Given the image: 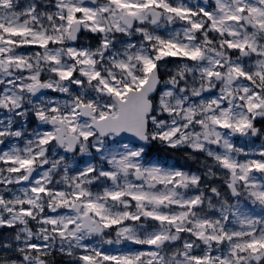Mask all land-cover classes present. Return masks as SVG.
I'll use <instances>...</instances> for the list:
<instances>
[{
	"label": "clouds",
	"instance_id": "9594fccd",
	"mask_svg": "<svg viewBox=\"0 0 264 264\" xmlns=\"http://www.w3.org/2000/svg\"><path fill=\"white\" fill-rule=\"evenodd\" d=\"M65 2L69 0H40L34 12H26L36 6V0H0V227L10 229L0 240V264H82L78 254L85 242L92 252L98 247L124 244L130 237L119 232L122 224L98 231L74 224L58 232L54 228L63 225L53 226L42 219L51 213L57 219L76 220L85 213L83 201L87 199L100 201L103 211L112 215L142 212V208L170 215L184 211L189 215L177 224L189 228L198 218L215 221L236 200L248 201L256 212L264 209L262 203L252 204L250 187L234 183V173L240 174L241 169H229L220 159L239 166L253 158H264L259 151L264 147V79L258 75L255 59L247 66L238 64L251 72L250 82L239 74L223 78L229 73L231 61H242L243 57L223 46L221 35H196L193 31L191 43L200 46L202 55L191 61L169 60L150 46L154 40H145L144 32L137 31L138 27L172 30L163 18L158 25L150 24V17L144 21L133 18L128 23L121 19L123 13L115 9L112 0H87L86 6L97 10V20L104 25V31L89 35V21L65 29L66 20L59 19L58 14L66 16L67 9L57 7ZM71 2L80 4L84 0ZM9 25L30 31H5ZM36 32L48 35L49 41L28 47L26 42L38 39ZM81 50L85 55H80ZM137 52L156 61L149 80L155 82L144 96L139 131L117 130L100 118L102 111H111L109 104L117 103L103 82L122 89L133 76L143 78ZM88 57L92 63L78 62ZM216 59L224 61L222 76H208ZM69 68L74 74L68 77L56 71ZM82 68L99 76L90 78ZM259 68H264V63ZM254 92L259 95L249 100ZM253 103L259 106L249 108ZM213 116H228L232 123L218 125ZM241 118L249 124L237 129L234 124ZM41 137L47 139L42 141ZM149 148L156 149L150 156L146 155ZM7 156L17 159H3ZM20 159L32 162L20 166ZM177 171L183 182L169 183V177ZM247 175L249 185L264 187V170H249ZM20 177H24L23 184ZM33 183L44 184L49 191L35 194L31 191ZM233 183L235 194L229 187ZM75 191L84 195L76 198L72 195ZM109 191L122 195L111 198L106 195ZM131 192L169 194L171 198L157 204L135 200L128 195ZM193 197H198V204L192 209L173 203ZM28 198L34 201L27 205L31 213H22L25 205L21 201ZM66 198V203H57ZM96 222L99 225V218ZM154 227L167 234V239L159 242L171 246L161 248L167 264H184L179 253L190 252L185 241L190 240L193 247L203 246L205 251L209 245L216 246L206 237L198 238L187 231L181 234L174 224L157 222ZM216 227L218 230L219 225ZM150 234L133 233L138 240ZM97 264L102 262L97 260Z\"/></svg>",
	"mask_w": 264,
	"mask_h": 264
},
{
	"label": "snow or ice",
	"instance_id": "6c2138e0",
	"mask_svg": "<svg viewBox=\"0 0 264 264\" xmlns=\"http://www.w3.org/2000/svg\"><path fill=\"white\" fill-rule=\"evenodd\" d=\"M117 11L123 13L121 19L131 23L134 18L137 21H144L150 17L149 23L158 25L163 20L172 25V30L165 31L164 27H160L157 31H150L147 28H137V31L144 32V39L154 40L155 44L150 45L154 47L157 54L166 55L169 60L184 58L187 60H195L202 55V49L199 45H192L194 31L196 35L201 33L207 36L213 34L221 35L224 39L221 41L223 46L235 54L239 52L243 57L242 61L233 60L229 73L227 75L239 74L246 80L251 81V72L239 67L238 64L243 63L247 66L249 60L255 59V65L258 67V75L264 79V68H259V65L264 63L261 57H264V0H112ZM87 0L84 3L69 2L58 4L57 7L67 9L66 16L58 14V18L66 20L65 29H71L73 24H79L85 21L86 27L90 29L88 33L94 31H104V25L97 20L96 9L88 7ZM40 6V0H36V6L27 9L26 12H34ZM162 10V11H161ZM51 18V13H49ZM178 21L179 23H174ZM190 25V28L188 27ZM2 26V25H0ZM59 27V25L57 26ZM10 32H26L30 29L23 26H7L4 29ZM38 39L26 42L28 47L43 46L49 41V36L45 33H34ZM55 39V38H52ZM103 43H107L104 41ZM72 55L77 56V52L73 51ZM80 55H85L81 50ZM131 58L132 53H129ZM143 64V71L145 73L143 78L133 76L131 83L126 82L123 88L113 87L112 84L103 82L104 87L117 98L115 106L109 104L107 107L110 112H101L100 118L107 119L108 126L114 129L126 128L128 131H139V125L142 119V113L145 106L144 96L148 90L153 86L154 80L150 83V76L156 67V61L147 55L136 54ZM12 59V57H9ZM16 59H20L17 57ZM55 59V57H50ZM80 63H92L91 57L85 60L78 61ZM127 67V65H124ZM224 68L223 59H216L213 67L207 71L208 76H222ZM61 76L68 77L73 75L72 69H57ZM81 72L90 78H96L99 73L96 71L87 72L81 69ZM102 79V77H101ZM78 83V81L76 82ZM259 93H252L248 97L252 100L254 96ZM249 108L258 107V104H249ZM212 119L216 124L221 126L230 125L228 116L223 118L213 116ZM249 121L247 119H239L235 122L234 127L242 129L247 126ZM88 135V133H84ZM47 137H41L45 140ZM238 139V138H237ZM239 142V139H238ZM245 144L248 142L245 141ZM2 147V146H0ZM155 148H149L146 155L150 156ZM260 153L264 154V147L260 148ZM5 160H16L15 156L3 157ZM223 164L229 169H241L240 174L234 173V183L243 182L252 190L249 195L253 198L252 204H264V187L257 188L254 184H248L249 170H264V158L251 159L250 163L242 165H234L224 157L220 158ZM31 159H20V166H27L31 164ZM19 168H13L12 171H18ZM182 174L177 171L169 177V183L175 180L177 185L183 181ZM21 184L24 183V177L19 178ZM233 184L229 187L233 194L237 192V188ZM214 190V189H213ZM31 191L35 194L47 193L49 188L44 184L37 186L31 184ZM58 195L62 193L56 189ZM72 195L80 198L84 195L83 191H75ZM108 197L118 198L122 195L120 191H109L106 193ZM135 200H152L159 204L162 201L171 198L169 194L145 193V192H131L128 193ZM66 200H57L58 204L66 203ZM24 203L21 208L22 213H31L28 204L34 203L31 198ZM181 208H194L198 204V197H193L187 201H173ZM85 213L77 217L76 220L71 218L64 220L57 219L54 214H48L42 217L47 223L55 226L58 223L63 225L62 228H54L55 231L63 232L64 229L71 227L74 224H82L84 228L90 231H98L100 227L110 228L114 225H123L119 228V232L127 235L130 238L124 243L117 246L106 245L104 247L95 248L94 252L88 250V244L81 247L78 258L82 264H97V260L102 264H167L165 261V254L161 251L162 247H171L170 245H161L159 242L167 239V234L155 229L157 222L160 224L170 223L177 226V230L183 234L187 231L190 235H195L198 238H207L210 241L216 242V246H208L207 250L203 246L193 247L191 241H185V246L190 249V252H180L179 255L184 264H264V209L260 212L253 210L249 206L248 201L236 200L229 204L221 217H217L215 221L206 217L198 218L192 221L194 227L189 228L186 225L180 226L177 221L183 222L189 213L180 211L178 214H169L166 211H158L152 208H142V212L132 213L124 211L122 215H112L103 211L104 205L93 199L83 201ZM91 218V219H89ZM99 218V225L96 222ZM127 218V219H125ZM221 219L223 223H221ZM131 221V223H129ZM217 225L219 228L217 230ZM199 230L196 231L195 229ZM211 228L212 231H207ZM231 229V231H229ZM10 229L0 227V240L4 239V232ZM149 231L151 234L143 240L136 239L134 232L143 233ZM33 246H38L33 244ZM177 264H180L178 261Z\"/></svg>",
	"mask_w": 264,
	"mask_h": 264
}]
</instances>
